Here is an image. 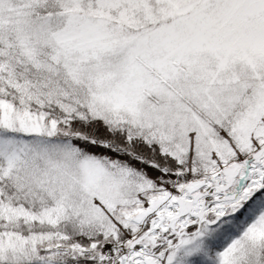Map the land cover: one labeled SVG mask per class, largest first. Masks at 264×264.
Here are the masks:
<instances>
[{
    "label": "snow or ice",
    "instance_id": "6c2138e0",
    "mask_svg": "<svg viewBox=\"0 0 264 264\" xmlns=\"http://www.w3.org/2000/svg\"><path fill=\"white\" fill-rule=\"evenodd\" d=\"M0 264H264V0H0Z\"/></svg>",
    "mask_w": 264,
    "mask_h": 264
}]
</instances>
